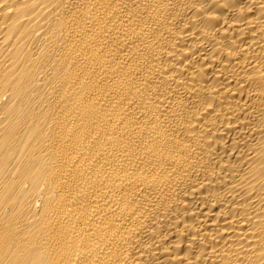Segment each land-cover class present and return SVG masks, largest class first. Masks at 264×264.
Segmentation results:
<instances>
[{"label":"bare ground","instance_id":"obj_1","mask_svg":"<svg viewBox=\"0 0 264 264\" xmlns=\"http://www.w3.org/2000/svg\"><path fill=\"white\" fill-rule=\"evenodd\" d=\"M0 264H264V0H0Z\"/></svg>","mask_w":264,"mask_h":264}]
</instances>
